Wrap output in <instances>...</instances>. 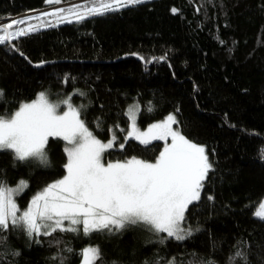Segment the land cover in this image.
Instances as JSON below:
<instances>
[{"label": "trees", "instance_id": "16d2710c", "mask_svg": "<svg viewBox=\"0 0 264 264\" xmlns=\"http://www.w3.org/2000/svg\"><path fill=\"white\" fill-rule=\"evenodd\" d=\"M86 3L91 6L90 0H0V21ZM41 18L55 26L0 45V115L11 114L40 90L63 111L60 102L71 96L73 106H86L82 119L98 139L115 136L105 161H154L165 141L125 140L126 107L136 101L141 128L173 113L174 126L205 146L213 170L201 199L186 212L182 224L192 235L183 241L160 242L166 233L133 225L89 235L78 226V232L41 236L40 243L15 230L4 234L0 264H78L86 246L100 249L97 264H227L237 250L249 264H264V221L253 216L264 194V0H144L80 22ZM17 27L27 24L10 31ZM64 145L49 138V167L15 162L9 151H0V180L7 186L28 182L17 196L20 209L64 175Z\"/></svg>", "mask_w": 264, "mask_h": 264}, {"label": "snow or ice", "instance_id": "6c2138e0", "mask_svg": "<svg viewBox=\"0 0 264 264\" xmlns=\"http://www.w3.org/2000/svg\"><path fill=\"white\" fill-rule=\"evenodd\" d=\"M46 3L58 4L60 0H46ZM142 3L144 0H90L91 6L86 3L25 20H12L0 26V45L43 27L55 26L41 17L52 16L57 23L80 22L87 17L103 16ZM31 19L38 23H29ZM24 24L27 27L10 31L14 25ZM3 98L4 92L0 89V101ZM60 103L66 105L62 114L57 111L60 104L50 103L47 94L40 92L36 99L21 102L11 114L0 115V151H9L15 162L49 167V138L66 142L67 157L63 166L66 174L36 192L23 210L15 197L28 188V182L22 179L12 188L0 180V244L7 240L4 234L9 231L23 230L30 241L40 243L41 236L49 237L57 231L78 232V226H82L85 235L120 232L130 225L144 226L157 234L166 233L160 242L167 238L183 241L191 236L192 230L183 228L182 223L189 206L201 199L202 189L213 170L205 146L189 140L178 128L174 129L173 125L178 122L173 114L141 131L136 126L139 109L133 105L127 113L132 123L125 140L131 137L148 145L154 140L170 138L171 143H165L154 162L132 157L104 163V154L113 147L115 136L107 142L98 139L82 119L86 106H73L71 96ZM123 147L121 144L120 148ZM260 159L264 161V149H261ZM253 216L264 221V199L258 203ZM12 254L19 255L18 252ZM5 255L0 252V259ZM79 255L81 264H97L102 258L100 249L91 246L82 249ZM238 260L241 264H249L246 253L240 250L229 255L227 264H236ZM200 264L216 262L207 260Z\"/></svg>", "mask_w": 264, "mask_h": 264}, {"label": "rangeland", "instance_id": "374dc122", "mask_svg": "<svg viewBox=\"0 0 264 264\" xmlns=\"http://www.w3.org/2000/svg\"><path fill=\"white\" fill-rule=\"evenodd\" d=\"M8 21V20H7ZM4 22H6V21H4ZM0 34H2V33H0ZM40 92H45L44 90H40ZM40 92H38V93H40ZM37 93V94H38ZM46 93V92H45ZM37 94H36V96L34 97V98H32V99H30V100H27V101H24V102H30V101H32V100H34V99H36V97H37ZM47 94V93H46ZM47 98H48V95H47ZM49 100V99H48ZM49 102L50 103H53V104H59L58 102H54V101H51V100H49ZM133 105H136V106H138V103L136 102V101H132V102H130L128 105H127V107H126V115L128 116V111H129V108H130V106H133ZM19 107V106H18ZM138 109H139V107H138ZM66 110V109H65ZM57 111L59 112V113H61L62 114V111L63 110H61L60 108H58L57 109ZM170 114H173V113H170ZM137 115H138V111H137V113H136V126L141 130V131H144V130H146L147 129V127L150 125V124H152V123H155V122H158V121H161V120H163L165 117H167L168 115H166L163 119H161V120H158V121H155V122H152V123H149L148 125H146L145 127H143V128H141L139 125H138V121H137ZM174 115V114H173ZM128 121H129V123H128V129H127V131H126V136H127V132H128V130H130V126H131V120L129 119V116H128ZM173 128L174 129H176V127L173 125ZM112 137V136H111ZM131 138V137H130ZM110 139V138H109ZM133 139H135V138H133ZM136 140V139H135ZM102 141V140H101ZM108 140H106V141H104V142H107ZM136 141H138V140H136ZM155 141V140H154ZM162 141V140H161ZM139 142V141H138ZM64 143L66 144V142L64 141ZM165 143H171V139L170 138H168V140L167 141H165ZM196 143V142H195ZM197 144H199V143H197ZM199 145H202V144H199ZM113 146H114V144H113ZM204 146V145H203ZM64 147H65V145H64ZM130 158H132V157H130ZM130 158H128V159H130ZM137 158V157H136ZM140 159V158H139ZM127 160V159H126ZM124 161V160H123ZM155 161V160H154ZM154 161H150V162H154ZM66 162H67V160H66ZM103 162L104 163H107V162H115V161H105L104 160V157H103ZM66 174V172L64 173V175ZM63 175V176H64ZM63 176H61V177H63ZM60 177V178H61ZM60 178H58V179H60ZM58 179H55V180H58ZM20 180H22V179H20ZM20 180H18V181H20ZM24 180V179H23ZM55 180H53V181H55ZM53 181H51V182H53ZM51 182H49V183H51ZM17 183L18 182H16L14 185H8V187H12V188H15L16 187V185H17ZM48 183V184H49ZM15 199H16V202H17V197H15ZM31 199V198H30ZM262 199H264V194L261 196V198L259 199V201H258V203L262 200ZM30 201V200H29ZM29 203V202H28ZM258 203L255 205V207H254V211H255V209H256V207H258ZM18 204V203H17ZM28 205V204H27ZM27 205H26V207H27ZM25 207V208H26ZM24 208V209H25ZM21 210H23V209H21ZM253 211V212H254ZM67 223L68 222H65V225H67ZM182 227L183 228H185V229H189L188 227H186V226H183V224H182ZM86 247H90V246H86ZM86 247H84V248H86ZM91 247H94V246H91ZM83 248V249H84ZM78 264H81V260H80V262L78 263Z\"/></svg>", "mask_w": 264, "mask_h": 264}, {"label": "water", "instance_id": "95a60500", "mask_svg": "<svg viewBox=\"0 0 264 264\" xmlns=\"http://www.w3.org/2000/svg\"><path fill=\"white\" fill-rule=\"evenodd\" d=\"M5 21H7V20H5ZM3 25H5V22L4 21H0V26H3Z\"/></svg>", "mask_w": 264, "mask_h": 264}]
</instances>
